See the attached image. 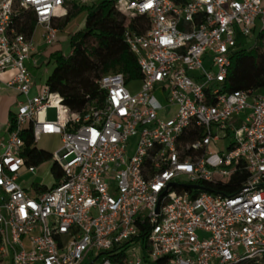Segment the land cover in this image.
Instances as JSON below:
<instances>
[{"label": "built area", "instance_id": "built-area-1", "mask_svg": "<svg viewBox=\"0 0 264 264\" xmlns=\"http://www.w3.org/2000/svg\"><path fill=\"white\" fill-rule=\"evenodd\" d=\"M100 1L0 2V74L14 71L6 85L22 97L0 139V264H84L91 252L98 264L260 260L264 94L225 91L223 82L243 38L264 46V0H114L123 15L148 19L145 32L124 33L140 89L130 92L120 72L103 74L101 104L81 111L46 85L31 94L35 29L30 36L17 32V12L32 10L49 46L74 5ZM49 107L57 110L53 120ZM29 124L35 142L60 136L53 164L61 174L50 186L20 183L37 166L22 156ZM241 168L246 178L236 192L208 186L228 182ZM192 184L210 190L186 187Z\"/></svg>", "mask_w": 264, "mask_h": 264}, {"label": "trees", "instance_id": "trees-1", "mask_svg": "<svg viewBox=\"0 0 264 264\" xmlns=\"http://www.w3.org/2000/svg\"><path fill=\"white\" fill-rule=\"evenodd\" d=\"M73 9L86 11L84 28L69 33L70 53L63 54L59 49H54L47 54L48 62L53 61L55 68L45 85L49 92L58 94L63 104L72 111H81L87 104H101L104 92L99 88L97 80L103 74L120 72L124 75L126 83L141 79L137 58L126 43L124 33L126 30L143 33L149 24L145 16L123 15L115 8L114 0L76 4ZM68 17L67 13L56 25L63 27ZM35 25L36 18L29 9H20L13 20L15 30L26 36L33 33ZM245 56L251 58L247 64L242 62ZM230 58L223 90L251 89L264 94V46L239 49ZM11 117L12 113L10 119ZM21 136L24 141L22 156L26 164L38 165L52 156L36 147L31 124L23 129ZM238 166L242 164L239 163ZM51 174L54 181H58L61 171L56 164L52 165ZM245 178L246 171L241 168L236 170L228 182L208 186L213 192L230 195L237 191ZM238 264H264V256L260 260L249 259Z\"/></svg>", "mask_w": 264, "mask_h": 264}, {"label": "rangeland", "instance_id": "rangeland-1", "mask_svg": "<svg viewBox=\"0 0 264 264\" xmlns=\"http://www.w3.org/2000/svg\"><path fill=\"white\" fill-rule=\"evenodd\" d=\"M2 0H0L1 2ZM68 21L63 27H59L57 25V28L59 29L57 40L54 42V44L58 47V49L63 54H68L71 51L70 43H69V33L77 32L79 30H82L84 28V22H85V16L86 11L85 10H76V9H70L69 12ZM243 48H251L254 44L253 39L243 38ZM45 49V47H44ZM34 59L37 62L36 65H28L29 71L31 72L33 76V80L36 84V86L41 89L45 86L46 80L48 76L54 71L55 63L53 61L48 62L47 58V49L45 51L43 50L42 55L39 53L34 54ZM251 60L250 56H245L242 58L243 63H249ZM48 62V63H47ZM203 64L206 68H209V62L208 60L204 59ZM190 76H193V73H190ZM141 81L140 79L131 80L129 81L126 86L132 93H136L140 89ZM158 98L163 101V93L157 92ZM46 114L49 120H53L56 118L57 110L55 108L49 107L46 109ZM132 142L135 141V138L131 139ZM36 147L43 149L47 152H49L52 156L38 164L36 166L35 172L33 174H25L21 180L20 183L23 185H29L31 181L43 183L44 185L50 186L54 183L53 176L51 174V167L53 165L54 161V153L59 149L61 146V140L60 136L58 135H42L38 141H36ZM224 142H220V146H223ZM95 252H91L89 257H86L84 264H98L99 259H94Z\"/></svg>", "mask_w": 264, "mask_h": 264}, {"label": "crops", "instance_id": "crops-1", "mask_svg": "<svg viewBox=\"0 0 264 264\" xmlns=\"http://www.w3.org/2000/svg\"><path fill=\"white\" fill-rule=\"evenodd\" d=\"M33 41L36 47V50L33 52L34 54L39 53L42 55V52L43 50L45 51V49H47L48 54L51 50L58 49L55 44H53V46H46L42 43L40 26H37L35 28L33 34ZM27 65H33L32 60H28ZM13 73V70H6L0 74V139L6 137L9 128L8 123L10 120V114L15 111L17 102L22 99V97L13 87H9L8 85H6V81H8L12 77ZM39 90L40 89L36 86L34 82L30 93L36 94Z\"/></svg>", "mask_w": 264, "mask_h": 264}, {"label": "water", "instance_id": "water-1", "mask_svg": "<svg viewBox=\"0 0 264 264\" xmlns=\"http://www.w3.org/2000/svg\"><path fill=\"white\" fill-rule=\"evenodd\" d=\"M186 187L189 189L210 190V188L199 184L186 185Z\"/></svg>", "mask_w": 264, "mask_h": 264}]
</instances>
